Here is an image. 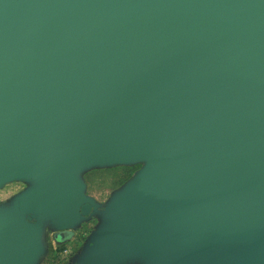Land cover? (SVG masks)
Wrapping results in <instances>:
<instances>
[{
    "label": "water",
    "instance_id": "95a60500",
    "mask_svg": "<svg viewBox=\"0 0 264 264\" xmlns=\"http://www.w3.org/2000/svg\"><path fill=\"white\" fill-rule=\"evenodd\" d=\"M145 162L77 264H264V0H0V264L37 216L89 213L75 173Z\"/></svg>",
    "mask_w": 264,
    "mask_h": 264
},
{
    "label": "rangeland",
    "instance_id": "374dc122",
    "mask_svg": "<svg viewBox=\"0 0 264 264\" xmlns=\"http://www.w3.org/2000/svg\"><path fill=\"white\" fill-rule=\"evenodd\" d=\"M142 160L94 164L75 173L82 185V195L91 206L89 213L79 216L67 226L69 235L56 238L58 229L47 214L37 216L38 252L30 264H77L90 246L93 235L102 227L113 200L141 173ZM33 182L12 179L0 185V213L17 216L15 201L33 187ZM121 264H146L133 257Z\"/></svg>",
    "mask_w": 264,
    "mask_h": 264
},
{
    "label": "flooded vegetation",
    "instance_id": "af4514ba",
    "mask_svg": "<svg viewBox=\"0 0 264 264\" xmlns=\"http://www.w3.org/2000/svg\"><path fill=\"white\" fill-rule=\"evenodd\" d=\"M56 238H58V237H56Z\"/></svg>",
    "mask_w": 264,
    "mask_h": 264
}]
</instances>
